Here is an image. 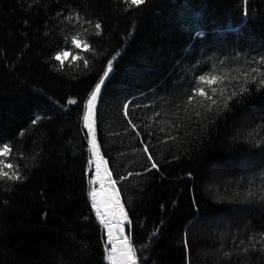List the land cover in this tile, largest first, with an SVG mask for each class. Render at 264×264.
I'll return each mask as SVG.
<instances>
[{"label":"trees","instance_id":"obj_1","mask_svg":"<svg viewBox=\"0 0 264 264\" xmlns=\"http://www.w3.org/2000/svg\"><path fill=\"white\" fill-rule=\"evenodd\" d=\"M248 8L244 17L243 0H0V148L24 178L0 180V264H109L82 120L108 60L96 135L138 264H207L201 245L219 250L215 264H264V90L250 83L224 108L264 53V0ZM77 34L91 50H74ZM61 49L63 67L53 59ZM77 53L88 67L69 63ZM201 74L225 79L209 87ZM196 86L207 96L189 102ZM242 159L253 163L245 171L232 164ZM213 165L235 182L223 198L205 189ZM234 211L248 223L242 233ZM201 218H216V237L193 234Z\"/></svg>","mask_w":264,"mask_h":264},{"label":"snow or ice","instance_id":"obj_2","mask_svg":"<svg viewBox=\"0 0 264 264\" xmlns=\"http://www.w3.org/2000/svg\"><path fill=\"white\" fill-rule=\"evenodd\" d=\"M124 3L129 7L139 8L141 5L148 3V0H124ZM249 0H243V16H249ZM189 6L186 4V7ZM72 19V17H68ZM77 19L79 16L77 15ZM95 28L97 29L96 35H100L101 24L99 22L95 23ZM195 35L197 37L205 36L204 31H196ZM71 43L75 49L81 50H91L90 45L87 41H83L79 38V35H74L71 38ZM70 55L68 50H58L54 54L53 59L59 61L60 66L63 67L66 58ZM83 61L85 67H88L89 61L85 59L83 55L74 54L71 56V61ZM258 66L251 68L250 71L242 72L244 78V86L240 90L233 91L227 98L224 100V108H228V101L233 100L234 97L242 96L244 93L248 92V85L254 83L257 87V90H264V53H261L258 60H255ZM113 71V61L108 60L107 67L103 72V75L100 77L98 83L95 84L94 88L88 94L87 99L84 101L83 105V126L87 130V146L90 156L87 160L89 166H95V176L89 180V184L99 183L101 185L100 191H97L95 188H92L89 191L88 195L91 198L92 207L95 209L96 216L99 219L100 223L105 226L107 229V241L108 244H111V247H105L104 258L110 262V264H138L136 249L133 247L131 239L124 235L123 225L125 222H128V216L124 209V206L120 202L119 195L115 191V181L112 178V174L107 167H105L106 161L101 155L100 145L97 141L96 135V104L98 97L100 96L102 85L105 84V78L109 77L110 73ZM239 71V70H237ZM240 77L237 76L238 80ZM196 79L200 82L201 85H207L211 87L213 84L218 83L225 77H220L210 74H201ZM193 95L188 96V101H193L195 94H199L201 97H206L207 93L205 92L204 87L196 86L192 89ZM212 92L215 94L217 92L216 88H212ZM223 92V90H221ZM211 99V97H208ZM69 105H74L77 103V100L70 99L67 102ZM212 103H216L215 100H212ZM125 115L127 116L128 104H125ZM199 115V113H197ZM38 121L36 119L32 120V124L35 125ZM131 123V120H129ZM135 127V125H133ZM12 149L8 144H4L0 148V180H11V181H20L24 179L19 171L17 170V165L7 163L3 157L10 154ZM143 151L149 153L148 146L145 145ZM148 160L151 161V167L157 168L158 165L153 160L152 155L148 154ZM261 238L264 239V233H261ZM119 241V243H117ZM243 243V242H242ZM187 245V241H185ZM254 248L255 245H252ZM247 251V249H245ZM227 255V254H226Z\"/></svg>","mask_w":264,"mask_h":264},{"label":"rangeland","instance_id":"obj_3","mask_svg":"<svg viewBox=\"0 0 264 264\" xmlns=\"http://www.w3.org/2000/svg\"><path fill=\"white\" fill-rule=\"evenodd\" d=\"M232 164H235L236 166L242 167V171H245V169H247V166H245V165L246 164L251 165L253 163H251L250 159H244V160L242 159L240 161H234V162H232ZM229 171H230V168L228 167V169H225L224 165H213V166H211L208 169L207 175H206V183H205L206 191H209L212 195L214 194L213 195L214 197H220V198H223V197L221 196L219 190L226 189V191L230 192L229 190L233 186V183H235V182H233L232 176L230 175V173H228ZM100 187H101V185L98 183L96 185L95 189L97 191H100ZM115 189H117L116 185H115ZM117 194H118V192H117ZM93 210H94V213L96 215L94 208H93ZM238 216H240V217H238ZM96 218H97V216H96ZM232 218H231V220H233L234 223L239 224V225H236V227H235L236 229H238V233H240V232L242 233V231L244 229H246V230L248 229V223H247V221L243 220L240 213L234 211ZM97 220L99 221L98 218H97ZM215 220H216V218H201L198 221V224L193 227V229H192L193 234L199 238H204L207 235H209L211 238L216 237L217 232H216L215 228L213 227V223ZM210 222H213V223H210ZM99 223H100V221H99ZM127 223L128 222H125L123 225L125 235H126V233H125L126 226H128ZM100 225L104 226L101 223H100ZM126 237H128V236L126 235ZM219 244H221V243L219 242ZM106 246L111 247V244H108L107 236H105V247ZM198 254H199L201 260L203 262L205 261L204 263H207V264L214 263L215 264L217 261L216 255L219 254V250L215 252L212 248L205 247V246L201 245L198 248ZM201 264H203V263H201Z\"/></svg>","mask_w":264,"mask_h":264},{"label":"bare ground","instance_id":"obj_4","mask_svg":"<svg viewBox=\"0 0 264 264\" xmlns=\"http://www.w3.org/2000/svg\"><path fill=\"white\" fill-rule=\"evenodd\" d=\"M105 167H107L106 164H105ZM115 190L117 191V189H115ZM116 193H117V192H116ZM127 225H128V223H127ZM102 227H103V228H102ZM101 229H102V230L104 229V230H103L104 237L107 236V229L105 228V226H101ZM125 233H126V230H125ZM124 235H125V234H124ZM126 235L129 237V235H128L127 233H126ZM126 235H125V236H126ZM117 243H119V241H117ZM104 250H105V241H104ZM107 261H108V260H107ZM108 263H109V261H108ZM109 264H110V263H109Z\"/></svg>","mask_w":264,"mask_h":264}]
</instances>
